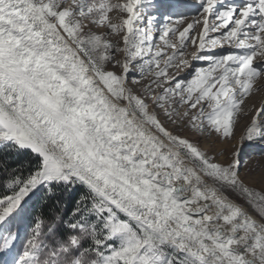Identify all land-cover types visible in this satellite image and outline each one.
Listing matches in <instances>:
<instances>
[{
  "label": "rangeland",
  "instance_id": "rangeland-1",
  "mask_svg": "<svg viewBox=\"0 0 264 264\" xmlns=\"http://www.w3.org/2000/svg\"><path fill=\"white\" fill-rule=\"evenodd\" d=\"M30 1L117 100L264 224V0ZM6 145L32 150L42 167L0 214V233L43 185L72 180L91 195L82 197L69 223L93 230L99 258L91 264H206L64 170L47 143L0 99V148ZM69 149L109 178L117 193L130 190L90 149L75 142ZM40 227L33 228L18 256L14 251L23 231L7 236L4 264H36Z\"/></svg>",
  "mask_w": 264,
  "mask_h": 264
},
{
  "label": "bare ground",
  "instance_id": "bare-ground-1",
  "mask_svg": "<svg viewBox=\"0 0 264 264\" xmlns=\"http://www.w3.org/2000/svg\"><path fill=\"white\" fill-rule=\"evenodd\" d=\"M0 44L39 86L32 89L0 69V99L47 143L64 170L98 188L179 252L206 264H264V224L117 100L30 0H0ZM70 142L90 149L114 177L127 180L130 190L117 193L109 178L70 151Z\"/></svg>",
  "mask_w": 264,
  "mask_h": 264
},
{
  "label": "trees",
  "instance_id": "trees-1",
  "mask_svg": "<svg viewBox=\"0 0 264 264\" xmlns=\"http://www.w3.org/2000/svg\"><path fill=\"white\" fill-rule=\"evenodd\" d=\"M41 167V157L32 150H20L14 145L0 148V214L27 190L30 177ZM83 196L89 198L91 195L72 180L43 185L33 199L3 225L0 264H4L7 236L23 231L14 251V255L18 256L24 253L38 223L41 227L36 243L42 246V250L36 264H91L98 260L99 252H95L92 243L93 230L72 228L69 224Z\"/></svg>",
  "mask_w": 264,
  "mask_h": 264
},
{
  "label": "water",
  "instance_id": "water-1",
  "mask_svg": "<svg viewBox=\"0 0 264 264\" xmlns=\"http://www.w3.org/2000/svg\"><path fill=\"white\" fill-rule=\"evenodd\" d=\"M0 69L21 82H26L30 88L38 89L39 86L34 82L31 74L22 66V64L13 56L5 52V48L0 44ZM38 95H42L36 90Z\"/></svg>",
  "mask_w": 264,
  "mask_h": 264
}]
</instances>
